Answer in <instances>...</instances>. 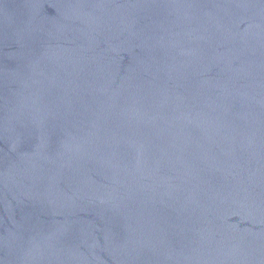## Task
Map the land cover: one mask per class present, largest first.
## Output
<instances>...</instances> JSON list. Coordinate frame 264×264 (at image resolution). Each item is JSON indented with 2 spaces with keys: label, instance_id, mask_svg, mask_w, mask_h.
Returning a JSON list of instances; mask_svg holds the SVG:
<instances>
[{
  "label": "water",
  "instance_id": "1",
  "mask_svg": "<svg viewBox=\"0 0 264 264\" xmlns=\"http://www.w3.org/2000/svg\"><path fill=\"white\" fill-rule=\"evenodd\" d=\"M0 264H264V0H0Z\"/></svg>",
  "mask_w": 264,
  "mask_h": 264
}]
</instances>
